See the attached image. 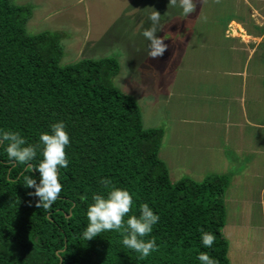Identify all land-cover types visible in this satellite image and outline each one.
I'll list each match as a JSON object with an SVG mask.
<instances>
[{"label":"trees","instance_id":"16d2710c","mask_svg":"<svg viewBox=\"0 0 264 264\" xmlns=\"http://www.w3.org/2000/svg\"><path fill=\"white\" fill-rule=\"evenodd\" d=\"M33 10L0 0V131L19 133L24 146L36 150L33 160L13 166L4 151L8 141H0V264H201L200 252L216 264H230L223 235L229 178L172 183L159 157L165 132L145 129L136 99L114 85L118 60L84 58L62 65L60 33H29ZM61 121L70 141L64 149L68 165L58 167L61 191L45 209L37 207L25 177L39 183L34 170L43 159L39 136ZM102 178L110 184H100ZM113 187L132 196L121 231L85 240L92 195L106 196ZM141 204L159 216L143 237L156 243L147 257L120 242L127 218L139 217ZM201 231L214 235L211 248L202 246Z\"/></svg>","mask_w":264,"mask_h":264},{"label":"rangeland","instance_id":"374dc122","mask_svg":"<svg viewBox=\"0 0 264 264\" xmlns=\"http://www.w3.org/2000/svg\"><path fill=\"white\" fill-rule=\"evenodd\" d=\"M13 2L33 6L29 33L61 34L62 65L118 60L114 85L136 99L145 129L165 132L159 157L171 182L228 177L223 235L230 264H264V42L250 54L255 44L244 48V32L228 26L240 22L260 37L264 0H192L188 15L180 0ZM145 30L161 39L162 55L148 54Z\"/></svg>","mask_w":264,"mask_h":264},{"label":"clouds","instance_id":"9594fccd","mask_svg":"<svg viewBox=\"0 0 264 264\" xmlns=\"http://www.w3.org/2000/svg\"><path fill=\"white\" fill-rule=\"evenodd\" d=\"M176 0H168V5H175ZM183 8L182 15H188L193 11L192 0H180ZM152 21L159 18V14L154 11L150 17ZM143 36L151 41V51L148 53L151 57L162 55L165 46L161 39L156 38L153 30H145ZM0 141H8L4 151L7 153L8 162L13 166L15 164L27 163L34 159L36 150L34 146L27 145L25 139L17 132L0 131ZM39 142L43 145L41 155L43 159L35 167L39 173V183L31 177H25V187L34 189L33 193L38 198L37 207L47 209L57 199L62 185L58 181L57 170L65 168L68 160L65 156V147L69 145V136L65 131L64 123L57 122L50 126L48 132L41 133ZM28 167H31L29 164ZM100 184L108 186L110 181L102 178L98 181ZM82 200L86 197H81ZM92 203L87 207L86 217L87 226L82 232L85 240H92L103 231H121L122 218L129 212L132 205V196L126 189L111 188L107 195L93 194ZM159 216L154 214L153 210L147 204L140 205V215L129 216L123 228L121 244L140 254L141 257H147L156 250L154 239L145 241L143 237L152 232V226L157 223ZM214 235L210 232L201 231L200 241L203 247L211 248L214 243ZM197 260L201 264H216V261L209 256L207 252L198 253Z\"/></svg>","mask_w":264,"mask_h":264},{"label":"crops","instance_id":"0c3cea01","mask_svg":"<svg viewBox=\"0 0 264 264\" xmlns=\"http://www.w3.org/2000/svg\"><path fill=\"white\" fill-rule=\"evenodd\" d=\"M251 14L253 13V11L258 15L259 13H258V10H256V9H253V8H251ZM259 16V15H258ZM261 18L264 20V17L263 16H261ZM229 25H231V26H233L234 25V27L235 26H237L238 27V29H239V31H243L244 33L243 34H238L243 40L241 41V43H243L244 42V44H243V46H244V48L246 47V46H249V45H252V44H255V46H254V48H252L251 50H250V54L251 53H253L254 51H256L257 50V47H259V46H261L262 44H263V42H264V31L262 32V34H261V36L260 37H253L252 35H250V34H248V33H246L245 32V30L243 29L244 27V24H242V23H240V22H236V21H231L229 24H228V26ZM259 28H263L264 29V26H259L258 24H256ZM243 27V28H242ZM242 33V32H241ZM244 37H247L248 38V40H245L244 39ZM247 48V47H246ZM241 75H242V77L244 76V72L243 73H240ZM237 75H239V74H237ZM243 87H244V81H243ZM263 192H264V190H263ZM259 254L261 253V254H264V251L262 252V251H259L258 252Z\"/></svg>","mask_w":264,"mask_h":264}]
</instances>
